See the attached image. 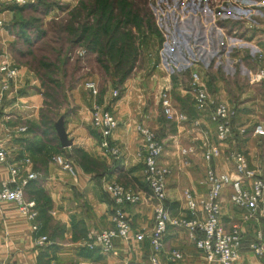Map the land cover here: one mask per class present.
<instances>
[{"label":"crops","instance_id":"obj_1","mask_svg":"<svg viewBox=\"0 0 264 264\" xmlns=\"http://www.w3.org/2000/svg\"><path fill=\"white\" fill-rule=\"evenodd\" d=\"M9 8L1 10L0 17L8 13ZM228 9L236 10L231 7ZM226 12L218 16L213 26V34L218 35V39L224 43V50L218 56L221 59H233L230 53L232 45L235 44L232 24L236 23L231 21V15ZM259 12L264 14V10ZM260 18H256L259 20H255L254 25L244 30L240 39L241 44L253 52H256L255 48L264 51V15ZM210 20L208 18L209 24ZM199 21L202 26L205 25L202 19ZM243 25L246 23L243 22ZM3 40L4 34L0 27V55H7L2 47ZM195 48L210 51L208 45L204 48L195 45ZM236 57L247 59L246 50L240 51ZM5 58L12 64L9 57ZM185 63L189 66V73L199 72L202 76L206 73L207 79L204 76L203 79L212 96L226 98L223 82L213 75L216 72L221 73L220 70L207 72L195 59L191 63ZM16 69L18 81L10 89L0 112V142L10 151L11 162H20L25 157L32 161L36 179L26 187L24 200L35 204L36 217L28 220L14 204H0V264H150L147 243L134 240L137 233L148 234L151 231L155 205L143 182L141 140L136 127L139 124L148 127L164 145L161 164L171 171L166 182V205L172 217L186 216L183 192L190 190L196 196L206 193V164L202 160L201 150L214 140L213 126L193 107L188 87L190 78L188 83L186 80L182 82L180 74L174 76L169 72L164 82L159 79L149 88L137 78L127 79L120 85L119 97L112 98V84L100 83V78L94 77L97 75H91L87 78L88 82L96 85L99 95L93 96L85 87L81 89L80 85L68 90L67 113L63 109L65 114L61 116L64 130L72 145L66 149L61 148L55 132L54 138L47 140L54 142L55 151L51 152L47 150L50 144L45 140L41 125L40 114L45 105L40 80L26 68ZM171 77H176L178 82L171 81ZM254 88L259 90L263 99L256 100V125L261 124L264 127V107L259 110L260 104L264 105V82L256 83ZM165 89L170 94L174 109L183 114L185 113L180 110L181 105L178 106L179 110L174 105L172 91L178 92L176 96L184 108L187 105L186 95L189 93L194 114L191 118L185 114L188 117L187 122L176 124L164 116L160 94ZM243 96L244 94L239 98L242 104L236 106L238 117L234 121L232 136L223 145L221 158L212 162L211 166L218 173H230L232 168L229 156L234 152H241L246 156L249 167L257 169L264 176V136L253 134L255 126H252V116L247 115L245 107L254 101L249 100L246 103ZM94 106L107 108L117 119L118 127L110 141L119 149L118 158L102 156L98 144L100 136L90 126V111ZM193 121H200L201 125L195 128ZM240 128H244V134L239 133ZM189 146L196 147V153L187 158L181 157L179 150ZM62 155L69 156L73 175L54 162L53 158ZM8 177L7 166H0V189ZM107 182H118L126 189L141 194L144 200L124 207L131 223L130 239H116L114 250L110 253L89 251L83 247L88 235L114 227L111 222L113 204L104 191ZM230 193L231 190L227 187L220 196L221 222L227 231L239 224L242 215L240 210L230 204ZM32 225L37 226L36 232L32 231ZM258 231L262 233L264 243V214L258 222L250 221L242 226V249L239 260L234 264H264V253L256 256L248 248L256 241ZM40 236L46 237L47 241L37 245L36 239ZM165 248L179 249L183 254L181 261L172 264H210L194 247L185 230L168 228ZM160 264L169 263L161 260Z\"/></svg>","mask_w":264,"mask_h":264},{"label":"rangeland","instance_id":"obj_2","mask_svg":"<svg viewBox=\"0 0 264 264\" xmlns=\"http://www.w3.org/2000/svg\"><path fill=\"white\" fill-rule=\"evenodd\" d=\"M241 2L245 4L242 11L227 10L231 21L236 23L231 25L235 32V44L230 52L233 59L218 56L224 50V43L213 34L214 27L209 26V11L207 16H200L202 5L198 0H27L22 6H10L9 12L0 17L4 34L2 47L5 57L15 67L44 77L48 103L57 111L46 109L43 115L52 123L67 113L68 90L79 85L83 89L91 75H97L94 77L100 78V83L112 84V98H118L120 85L127 79L137 78L149 88L159 79L164 82L171 72L174 76L180 74V80L188 83L190 73L185 61L191 63L195 59L207 72L221 71L213 75L224 84L226 98L223 100L228 99L238 107L242 104L239 98L244 94L246 103L254 101L245 107L254 127L256 100L263 101L259 90L254 88L256 69L261 65L255 59L256 53L243 46L240 39L244 30L264 15L259 12L264 10V0ZM195 45L203 48L208 45L210 51ZM243 50L248 58H237ZM203 76L206 80V73ZM170 79L178 82L176 77ZM115 89L116 97L113 96ZM177 93L172 91L176 109L181 105L180 110L191 118L194 113L189 93L185 108ZM260 107L259 110L264 105ZM42 131L50 144L47 150L55 151L54 142L47 141L54 138V130L47 125ZM64 156L69 159L68 155Z\"/></svg>","mask_w":264,"mask_h":264},{"label":"built area","instance_id":"obj_3","mask_svg":"<svg viewBox=\"0 0 264 264\" xmlns=\"http://www.w3.org/2000/svg\"><path fill=\"white\" fill-rule=\"evenodd\" d=\"M198 2L199 5H202V12L199 13L201 17L202 15L207 16L205 15L206 11L211 14L209 26H215L218 16L225 13L228 8L242 11L245 7L241 0H211L210 2L209 0H198ZM26 3L27 0H0V11L8 9L10 6H22ZM256 5H260V3ZM181 21L183 20L181 19ZM203 27L206 28V24ZM262 31L264 43V24ZM255 50V59L261 66L257 70L254 80L256 83H260L264 82V51L259 48H255ZM17 81L18 70L7 61L4 54H1L0 112L10 89ZM84 87L93 96L98 94L94 83L86 82ZM188 87L194 109L213 126L214 130V140L203 146L201 150L202 160L206 164L204 177L206 193L203 196H196L190 190H184L186 216L179 218L171 216L166 205V182L171 171L170 168L161 164L164 145L151 129L139 124L136 127V132L141 140L143 182L155 205L151 231L148 234L137 233L134 235V240L139 243H147L150 250V264H160L161 260L169 264L176 263L183 259V254L179 249L166 250L165 237L168 228H179L186 231L189 240L202 253L208 263L234 264L239 260L242 249V226L250 221L258 222L264 214V176L257 169L249 167L246 156L241 152H234L229 156L232 168L230 173L215 171L211 163L223 155V145L232 136L238 109L228 101L212 96L199 72L190 73ZM117 94V91L113 92L114 97ZM160 95L163 114L169 121L176 124L188 121L185 114L174 109L167 89L163 90ZM192 125L198 128L201 122L193 121ZM90 126L100 136L98 144L102 156L118 158L119 149L110 141L113 132L118 127L113 112L107 108L94 106L90 111ZM24 130L21 129V131ZM239 133L244 134V128H240ZM253 134L264 136V127L261 124L255 125ZM196 151L194 146L179 150L183 158L194 155ZM11 157L10 151L0 142V166H7L9 172L8 179L1 185L0 204L12 203L28 220H33L36 217L35 204L24 200L26 187L36 179V174L32 170V161L25 157L20 162H11ZM53 160L62 170L71 175L74 174L68 160L60 156ZM227 187L231 190L230 204L242 213L239 224L232 226L229 231L224 229L221 222L222 207L220 203V196ZM104 191L113 204L111 222L114 227L88 235L83 247L89 251L97 250L101 253H110L114 250L116 239L128 240L131 236V223L124 207L136 205L144 200V197L126 189L118 182H107ZM32 231H37L36 225H32ZM46 241V237L40 236L36 239V244L42 245ZM248 248L256 256H261L264 253L263 236L260 231L256 233V241L251 243Z\"/></svg>","mask_w":264,"mask_h":264},{"label":"trees","instance_id":"obj_4","mask_svg":"<svg viewBox=\"0 0 264 264\" xmlns=\"http://www.w3.org/2000/svg\"><path fill=\"white\" fill-rule=\"evenodd\" d=\"M36 73V72H35ZM36 75H38V77H39V80H40V85H41V88H42V95H43V98H44V105H45V108H44V110H42L41 111V114H40V116H41V125H42V129H43V127L44 126H47V125H50V129L53 131L54 130V133H55V127H54V123L55 122H53L52 123V121H50V120H45V118H44V116L45 115H43L44 114V112L43 111H46V109H49V110H52V106H50V104L48 103V99H49V97L45 94V88H46V85H47V83H45L44 82V77L42 76V75H40L39 73L37 74L36 73ZM71 89V88H70ZM69 89V90H70ZM47 97H48V99H47ZM63 101H64V99H63ZM56 108H54L53 110H55ZM52 110V111H53ZM57 110V109H56Z\"/></svg>","mask_w":264,"mask_h":264},{"label":"water","instance_id":"obj_5","mask_svg":"<svg viewBox=\"0 0 264 264\" xmlns=\"http://www.w3.org/2000/svg\"><path fill=\"white\" fill-rule=\"evenodd\" d=\"M54 127L61 148H69L72 145V141L68 139L67 134L64 130V122L62 116L55 122Z\"/></svg>","mask_w":264,"mask_h":264}]
</instances>
